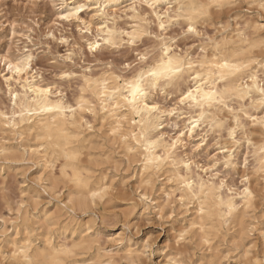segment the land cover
<instances>
[{"label":"clouds","instance_id":"clouds-1","mask_svg":"<svg viewBox=\"0 0 264 264\" xmlns=\"http://www.w3.org/2000/svg\"><path fill=\"white\" fill-rule=\"evenodd\" d=\"M0 264H264V0H0Z\"/></svg>","mask_w":264,"mask_h":264}]
</instances>
